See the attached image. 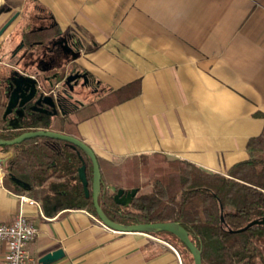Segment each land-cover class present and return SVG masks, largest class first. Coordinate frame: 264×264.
<instances>
[{"label": "crops", "instance_id": "crops-1", "mask_svg": "<svg viewBox=\"0 0 264 264\" xmlns=\"http://www.w3.org/2000/svg\"><path fill=\"white\" fill-rule=\"evenodd\" d=\"M13 14L6 34L15 40L24 22L46 19L78 42L75 62L102 93L70 117L78 120L71 132L97 157L117 165L162 153L225 173L264 127V0H0V26ZM134 80L137 95L109 103L110 91ZM11 152L0 149V223L19 213L34 223L28 264L59 248L63 256L45 264H181L174 247L148 233L22 202L30 196L2 182ZM7 250L0 242V264Z\"/></svg>", "mask_w": 264, "mask_h": 264}, {"label": "trees", "instance_id": "trees-1", "mask_svg": "<svg viewBox=\"0 0 264 264\" xmlns=\"http://www.w3.org/2000/svg\"><path fill=\"white\" fill-rule=\"evenodd\" d=\"M139 91V80H134L110 91L109 103H120ZM5 103L0 91V138L12 139L22 130L2 128ZM77 123L71 118H59L49 130L74 136L71 131ZM0 149L12 151L2 164L5 187L29 195L48 216L63 209H79L97 219L91 195L92 163L80 149L49 137H32L18 144L0 145ZM246 150L248 157L225 173L208 171L184 159H170L162 153L132 155L117 165L97 157L102 180L99 204L111 220L119 223H179L201 250L202 264H246L242 258L251 248L252 239L261 236L264 228L253 225L236 230L264 217V127L260 134L248 139ZM81 158L86 166L89 196H85L77 175ZM10 175L28 183L29 188L19 187ZM109 184L126 191L136 188L137 192L128 206H121L108 193ZM220 208L224 221L220 219ZM148 234L170 241L182 255L183 264H193L189 249L174 234Z\"/></svg>", "mask_w": 264, "mask_h": 264}, {"label": "flooded vegetation", "instance_id": "flooded-vegetation-1", "mask_svg": "<svg viewBox=\"0 0 264 264\" xmlns=\"http://www.w3.org/2000/svg\"><path fill=\"white\" fill-rule=\"evenodd\" d=\"M14 15L17 16V14L12 16ZM9 26L0 36V91L6 101L5 108L13 91L11 77L14 69L24 75L36 77L41 91L47 95H54L58 102L55 115L32 111L31 116L22 121V127L17 129L22 132L49 129L55 120L70 118L81 109L93 105L95 99L102 93V88L96 79L75 62L80 53L79 44L69 33L61 31L54 22L43 19L35 24L24 22L20 26L18 40L13 41L10 33L5 35ZM24 29H27V34L23 32ZM16 62L21 63L20 66L16 65ZM22 63L28 65L34 63L35 68L21 67ZM75 75L79 76L66 82L68 76ZM12 117L11 114L6 121ZM6 121L4 120L2 128L12 130L6 128ZM255 225L264 228L261 224ZM251 244V248L242 259H245L246 264H264V232L256 239H252Z\"/></svg>", "mask_w": 264, "mask_h": 264}, {"label": "water", "instance_id": "water-1", "mask_svg": "<svg viewBox=\"0 0 264 264\" xmlns=\"http://www.w3.org/2000/svg\"><path fill=\"white\" fill-rule=\"evenodd\" d=\"M15 16L16 15L9 18L0 27V36L10 25V23L14 20ZM20 64L21 63L16 62V65L20 66ZM28 66L30 67L33 66L35 68L34 63H32L31 65L22 63L21 65V67L24 68ZM77 76L79 75H75L72 77L68 76L66 78V82H69L70 80H72L74 77ZM82 76H85V74H82ZM11 81H12L13 91L12 94L9 96L8 103L3 113V118L5 121L7 120L8 116H10L11 114L13 116L11 119L6 121L5 125L7 129L21 128L22 121L26 119L28 116L30 117L32 111H42L50 116L55 115L56 107H58L57 99L54 95L53 96L47 95L41 91L39 80L36 77L24 75L21 72H19V70L14 69L12 71ZM32 137H49V138L63 140L66 143L70 144L72 147L80 149L83 153H85L89 157L92 163V171H93L92 183H91L92 202L95 208L97 219L104 226L114 231L123 232V233H132V232L152 233L159 231H166L172 233L176 237H178L189 249L193 258V264H202L201 250L191 241L188 231L179 223L172 221H165V222H140L134 224H124L111 220L105 214L98 201L102 180H101L100 167L97 161V156L95 155L92 148L81 139L58 131H53L49 129H37V130L22 132L21 134H19L18 136L12 139L0 138V145H14ZM85 168H86L85 162L81 158V165L77 169V175L79 181L83 186L85 196H89L88 180L86 177ZM10 178L19 187L23 189L29 188V184L26 183L25 181L18 179L13 175H10ZM107 189L111 190L113 201L121 206H128L137 192L136 188H132L131 190L126 191L123 189H116L113 185L110 184L107 185ZM220 219L221 221H224L223 212L221 208H220ZM255 224H261L264 226V217H262L261 219H254L251 222H249L246 226L236 231L245 230L248 227L253 226ZM62 256H63V251L62 249L59 248L44 254L43 256L40 257L39 261L45 264L48 262H53Z\"/></svg>", "mask_w": 264, "mask_h": 264}, {"label": "built area", "instance_id": "built-area-1", "mask_svg": "<svg viewBox=\"0 0 264 264\" xmlns=\"http://www.w3.org/2000/svg\"><path fill=\"white\" fill-rule=\"evenodd\" d=\"M1 184V180H0ZM22 202L35 204V200L20 196ZM37 228L24 214L19 213L10 223H0V242L7 244L6 264H28L33 261L27 247Z\"/></svg>", "mask_w": 264, "mask_h": 264}, {"label": "rangeland", "instance_id": "rangeland-1", "mask_svg": "<svg viewBox=\"0 0 264 264\" xmlns=\"http://www.w3.org/2000/svg\"><path fill=\"white\" fill-rule=\"evenodd\" d=\"M6 34V33H5ZM14 34H16V33H11V35H9V36H11V38L14 36ZM3 37H5V36H3ZM14 39V40H13ZM12 40L13 41H16L15 40V38H12ZM4 47H6V45L4 44ZM80 66V65H79ZM80 68H82V69H84L85 70V68L81 65L80 66ZM92 77V76H91ZM93 78V77H92ZM107 191H108V193L109 194H112V192L110 191V190H108L107 189ZM164 241V240H163ZM167 244H169V245H171L172 247H174V249H175V252H176V254H177V256H178V259H180V261L182 260V255L180 254V252H179V250L177 249V247L174 245V244H172L170 241H165ZM181 264H183V262L181 261Z\"/></svg>", "mask_w": 264, "mask_h": 264}]
</instances>
